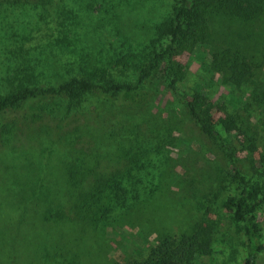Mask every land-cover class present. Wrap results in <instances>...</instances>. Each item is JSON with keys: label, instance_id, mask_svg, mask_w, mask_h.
I'll use <instances>...</instances> for the list:
<instances>
[{"label": "trees", "instance_id": "trees-1", "mask_svg": "<svg viewBox=\"0 0 264 264\" xmlns=\"http://www.w3.org/2000/svg\"><path fill=\"white\" fill-rule=\"evenodd\" d=\"M53 1L0 0V14L10 8L28 7L37 11L41 7L46 10ZM61 1L66 6L70 0ZM90 1L93 3L95 0ZM174 2L172 14L155 27V38L149 43L155 49L162 40L168 39V44L161 52H140L144 61L152 64L149 67H145L144 62L141 64L136 82L117 81L91 61L85 68L77 71L71 69L78 75L67 80L47 84L21 81L12 85L7 95L0 96V146L23 138V144L36 142L37 146L30 145L31 150L28 151L27 147L21 154L26 160L21 169L27 171V176L17 197L9 198L5 202L7 210L0 213V241H32L34 229L39 226L45 231L44 241L51 238L48 226L58 229L59 233L63 230L68 234L78 228L83 237L89 227L99 226L104 231L111 223L108 220L132 212L131 207L136 206L138 198L148 192L141 188L139 194L142 179H132L133 172H141V167H138L142 163L140 159H147L152 149L139 145L135 129L124 125L122 134L111 133V136L121 138L122 144L112 157L120 158L123 155L130 162L117 170L99 169L97 160L102 155L99 149L103 142L99 136V126L102 123L96 120L100 118L97 110L84 112L83 104L88 97L98 98L109 109L119 112L136 109L140 112L139 120H147V113L143 109L149 108L152 98L148 81L154 76L159 64L164 62L167 63L166 76L170 80L168 87L171 93L182 102L191 118L201 125L202 133L214 142L217 153L220 152L217 155L225 157L230 168L227 175L240 189L237 196L227 197L222 204L229 213L231 223L239 227L238 233L245 238L246 256L242 264H259L258 256L263 251V245L257 211L264 206V122L260 121L261 127L259 123L251 124L243 113L249 110L255 112L264 107V80H261L264 77V63L261 65L259 62H264V51L260 59L251 51L254 48L251 36L255 32L264 35V0ZM259 23L261 28L254 27ZM245 29L250 30L251 34L246 33ZM245 33L249 35L244 37ZM69 35L60 38L61 48L72 40L79 43L76 32ZM183 54H196L203 62V74L200 75L196 93L191 96H185L178 90V83L185 79L186 73L182 68L172 67L173 59ZM165 57L168 58L167 62ZM210 74L212 77L209 80ZM217 74L224 83L234 85L236 91L247 93L245 99L237 100L244 104L242 113L231 112L226 107L223 109L224 101L220 103L218 99H210L209 90L215 84ZM31 75L36 76L30 71L22 74L27 77ZM187 96L190 97L188 100L185 99ZM220 108L225 113L222 121L227 131L243 138L240 145L248 154L251 164L246 171L238 168V158L233 148L225 143L213 121L212 112H219ZM93 113L95 117H92ZM148 114L154 124L161 123L165 127L169 123L174 124L170 114L164 116V123L160 121L161 113V117L156 116L155 119L150 111ZM84 137H88L85 144ZM78 141H81L79 148ZM124 142L130 143V148L125 147ZM67 145L69 148L66 151ZM60 147L63 148L61 154ZM56 154L60 159L52 166L50 162L54 157L58 158ZM49 171L56 172V181L47 182ZM34 172H38V176L35 177ZM215 198L218 197L215 195ZM211 211L214 210L210 208ZM214 215L218 216V221H213L205 212L188 230H180V233H173L170 227L161 230L156 244L149 247L148 251L133 257L116 256L113 264H228V261L217 262L220 254H224V251H216L223 228L221 213L216 211ZM100 224H104V227ZM83 239L72 241H85ZM10 246L9 249L4 247L6 260L0 253V264H20L14 258L16 250ZM60 249L62 251V247ZM63 250L67 253L71 248ZM235 255L234 252L230 256V261ZM44 264L80 262L76 255H72L62 258L60 262L48 261Z\"/></svg>", "mask_w": 264, "mask_h": 264}, {"label": "rangeland", "instance_id": "rangeland-1", "mask_svg": "<svg viewBox=\"0 0 264 264\" xmlns=\"http://www.w3.org/2000/svg\"><path fill=\"white\" fill-rule=\"evenodd\" d=\"M63 5L64 2L61 0H54L46 10L40 7L36 11L26 7L10 8L1 12L0 96L7 95L12 89L11 86L21 81L25 83L39 81L47 84L67 80L78 75L77 72H71V69L77 71L85 68L92 63L91 61L96 62L117 81L136 82L141 64L146 63L145 67L152 64L145 62L140 52L143 51L145 54L153 50L161 52L168 44V39L162 40L155 49L149 43L155 38V27L172 14L175 2L95 0L92 3L90 0H70L66 6ZM254 27L261 28L262 25L259 23ZM239 28L243 29V27L237 29ZM249 31L245 29L246 33L251 34ZM72 32H76L79 43L72 40L61 48L60 38L66 35L70 37L69 34ZM247 35L249 34L244 37ZM251 37L254 42L251 51L260 59L264 51V35L255 32ZM167 59L165 57L166 62ZM259 62L261 65L264 63L262 60ZM166 64L161 62L152 79L148 81V90L152 98L150 97L149 108L143 109L144 113H147V120H139L140 112L136 109L119 112L120 110L109 109L99 102L98 98L88 97L83 104L84 112L97 110L100 118L96 120L102 123L99 126L101 131L99 136L103 138L99 149L102 155L97 160L99 169L117 170L130 162L125 156L120 157V153L118 154L120 158L112 157L117 154L122 144L119 140L121 138L117 139L111 136V133L121 132L124 125H130L135 129V138L139 140V145L152 149L147 159L139 157L142 162L141 165L138 164L141 172L138 173L137 170L133 172L132 179H142L139 194L141 188L148 192L142 198H138L136 206L131 207L132 212L108 220L111 223L104 231L99 226L89 227L83 236L85 241H72L83 238V233L78 228L76 233L68 234L63 230L59 233L58 229L54 230L50 226L48 227L51 229L49 230L51 238L44 241L45 231L39 226L34 229L32 241H0V253H3L5 260V248L9 249L11 244L10 247L16 250L13 253L14 258L20 264H44L48 261L55 263L72 255L78 257L80 264H113L116 256L133 257L148 251L149 247L156 244L158 232L161 230L169 227L173 233L188 230L189 226L205 212L213 221H218V216L214 214L219 211L223 230L216 251H224L225 255L221 253L217 262L242 264L246 256L245 238L238 233L239 227L231 223L229 213L222 204L227 197L237 196L240 189L227 175L229 166L225 157L217 155L220 152L217 153L214 142L202 133L201 125L191 118L182 102L171 93L168 87L170 80L168 75L166 76ZM172 67L182 68L186 73L185 79L178 83L179 92L185 96L194 95L200 82V75L204 71L200 56L179 55L173 59ZM29 71L36 76H22ZM262 72L264 73V67ZM210 77L211 74L209 80ZM261 80H264V77ZM214 82L212 89L209 90L210 99H218L220 103L224 101L223 109L226 107L231 112L242 113L244 104L237 100L245 99L247 93L236 91L234 85L224 83L218 74ZM148 111L153 115V119L162 115L160 121L163 123L164 116L170 114L174 124L169 123L166 127L161 123L154 124ZM243 114L246 121L251 124L264 122V107ZM95 116L93 113L92 117ZM212 116L225 143L233 148L238 158V168L246 171L251 164L247 158L248 154L240 145L243 138L236 136L235 132L227 131L222 121L225 113L221 108L219 112H212ZM83 119L86 121L84 116ZM24 140L16 139L9 145L0 146V213L7 210L5 202L9 198L17 197L27 176V171L21 169L26 163L21 156L22 152L27 147L30 151V145L37 147L36 142L23 144ZM86 140L88 137L83 138V143ZM81 141L77 142L78 148ZM124 143L125 147L130 148V143ZM60 148L61 154L63 148ZM68 148L69 145L65 150ZM57 157L50 162L52 166L60 159L58 155ZM35 175L38 176V172H34ZM56 178H58L56 172L49 171L47 182H54ZM215 195L218 198H215ZM210 208L214 211L210 212ZM257 219L263 245L258 263L264 264V206L258 209ZM100 225L104 227V224ZM63 248L71 250L66 253ZM234 252L235 258L230 261V256Z\"/></svg>", "mask_w": 264, "mask_h": 264}]
</instances>
